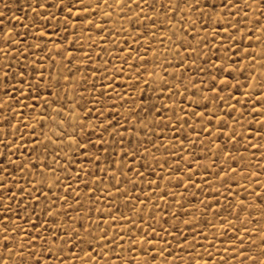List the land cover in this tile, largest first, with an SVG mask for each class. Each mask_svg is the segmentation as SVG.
I'll return each instance as SVG.
<instances>
[{"label":"snow or ice","instance_id":"6c2138e0","mask_svg":"<svg viewBox=\"0 0 264 264\" xmlns=\"http://www.w3.org/2000/svg\"><path fill=\"white\" fill-rule=\"evenodd\" d=\"M25 4L23 33L0 12V264H264V0Z\"/></svg>","mask_w":264,"mask_h":264},{"label":"rangeland","instance_id":"374dc122","mask_svg":"<svg viewBox=\"0 0 264 264\" xmlns=\"http://www.w3.org/2000/svg\"><path fill=\"white\" fill-rule=\"evenodd\" d=\"M51 2H52V0H49V3H51ZM4 4H8L9 5V9L7 11L4 8ZM18 8H19V10H18ZM106 10L107 9H102L101 10V14H102L103 11H106ZM5 11H6V16L3 17V19L5 20V24H8V21L11 20L12 16L22 17V19L19 22L15 21V20H12V24L16 25V30L19 31V32H22V33L27 31V29H25L22 25H24V24H30L31 19L35 18V13H33L31 10L27 9L26 4H25V0H0V12H5ZM56 14L58 16L60 15L59 12H57ZM71 19L74 20L75 18L73 17ZM101 22H102L101 20L97 19V23H101ZM37 23H39V21H37ZM51 23H52V27L50 29H48L52 33V35H51L50 38L53 41H56L58 43L59 40H58L57 36L55 35V33L56 32H61V35H63L64 33L61 31V29L59 27H57V23H56L55 20H53ZM61 24H63V18L62 17H61ZM8 26H11V25H8ZM106 26L108 28H112L114 26H116L117 29L120 28L121 25H120V23L117 22V18L115 16V13H113V21H112V23H109ZM124 26H125V28L128 27L127 24H125ZM63 27L64 28H68L69 31H71V28L69 27V25L63 24ZM257 27H259V25H257ZM77 28H80V24L79 23H77ZM165 30L167 31V29H165ZM33 31H35V30H33ZM31 35H32V33H29V36H31ZM92 35H93V39H97V34L96 33H92ZM104 35H106V33ZM123 39H124V37L122 36L121 37V42H123ZM161 39H165V38L163 36H161ZM189 39H191V38L189 37ZM100 42L103 43V41H100ZM165 42L167 43L166 39H165ZM36 43H42V41L37 40ZM83 43L85 44V46L88 43L87 36H85V40L83 41ZM247 43L248 42L245 41V46H247ZM253 45H254L253 54L256 56V63H257V73H253V75H256L257 76V79H259L258 73L261 72V71H264V70H261L259 68V64H260V55H259V53H260V47L256 44L255 37L253 38ZM48 47H52V45L49 44ZM153 47L156 48V49H159L160 48V45L154 44ZM169 47H171V45H169ZM96 51H98V49ZM38 54L39 55H44L46 53H38ZM101 55H103V53H101ZM237 58H239V57H237ZM105 59H108V57H105ZM149 59H151V54H149ZM168 59H171V54H168ZM250 65H251V61H247V62H245L243 64V67L245 69L250 70ZM93 67H96V65H93ZM205 67H207V65H205ZM148 68L151 71L152 70V65L149 64L148 65ZM141 71H143V69H141ZM160 71L161 70L159 68L156 69V72L157 73H160ZM245 75H247V71L245 72ZM238 78L243 79L242 77H238ZM124 79H125V77H121V82ZM144 79L151 80L152 77L147 76V74H145ZM117 83H120V82H117ZM144 87H146V85H141V88H144ZM70 92H71V90H70ZM221 94L222 95H225V97L227 98V94H225V93H221ZM146 95H152V93L151 92H148V93H146ZM2 98H3L2 97V94H0V99H2ZM231 103L235 104L236 101L235 100H232ZM128 107H131V105H129ZM237 107H239V105ZM120 110L122 112H124L125 114L127 113V107L126 108H122ZM149 119H151V117ZM133 139H135V138L133 137ZM205 143L207 144V140H205ZM217 143H219V141H217ZM2 150L3 149L0 148V151H2ZM197 153L198 154H201V155H205L204 153H201V151H200L199 148H197ZM156 155L159 156V157H161L163 159V153H162V151L161 152H157ZM259 155L260 154L257 153V157H259ZM13 159H15V157H13ZM168 159H169V163H171L172 157H168ZM157 171H159V169ZM196 181H197V183H200V177L199 176L196 177ZM175 185H176V179L173 178L171 184L169 185V187H171V190L174 191V192H177V193L184 192V197L186 199H192V197L194 195L196 197V199L193 200V203L198 204L199 201L201 199H203V197L200 194V191L197 190V189H195V188H193L190 184L188 186V191H186V192L184 191V189L178 188ZM214 186H218V185H216L215 182H214ZM234 191H235V188H234ZM135 195H140V193H136ZM241 198H243V194H241ZM169 199H171V198H169ZM221 203H224V201L221 200ZM200 207H201V210H202L203 205H201ZM173 210L176 211L177 215H179L180 209L177 208V209H173ZM18 211H19V209H18ZM189 211H192L193 212V215H197V218H199L198 214H196L194 212V210L190 209ZM72 214L74 216L77 215L76 213H72ZM187 218L188 219H192V216H189ZM208 219L209 220H212V219H214V217L211 216V215H209L208 216ZM249 219H253V217H249ZM255 219H259V217L257 216V217H255ZM19 222L20 223H23V221H19ZM177 223H178V221H177ZM237 223H239V222H237ZM165 227H167V225H165ZM251 227H255L257 229V232L254 234V238L257 240V242H259V239H260V231L259 230L260 229H264V221H261V223L259 225H250V228ZM181 255H183V253H181ZM125 256L128 257L129 256V253L126 252L125 253ZM131 256H135L136 259L140 262V264H143V260L145 259L143 256H137L136 253H132ZM117 264H119V262H117ZM157 264H159V262H157ZM233 264H235V262H233Z\"/></svg>","mask_w":264,"mask_h":264},{"label":"bare ground","instance_id":"6f19581e","mask_svg":"<svg viewBox=\"0 0 264 264\" xmlns=\"http://www.w3.org/2000/svg\"><path fill=\"white\" fill-rule=\"evenodd\" d=\"M112 2V0H109V3H111ZM117 26V25H116ZM116 26H114V27H116ZM125 27V26H124Z\"/></svg>","mask_w":264,"mask_h":264}]
</instances>
